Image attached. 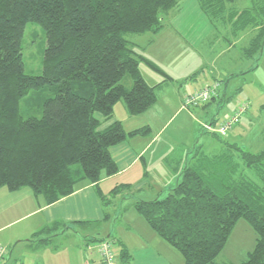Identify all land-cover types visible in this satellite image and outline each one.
<instances>
[{
  "label": "trees",
  "instance_id": "16d2710c",
  "mask_svg": "<svg viewBox=\"0 0 264 264\" xmlns=\"http://www.w3.org/2000/svg\"><path fill=\"white\" fill-rule=\"evenodd\" d=\"M180 1L0 0V188L14 192L28 187L51 205L86 180L96 186L106 207L98 182L118 172L109 148L127 136L144 135L149 128L126 133L115 121L100 130L102 122L112 118L119 102L130 116L155 104L157 86L146 83L140 64L170 80L138 54L126 36L160 32ZM238 1L198 0V4L217 33L221 26L222 33L226 28L237 39L256 30L242 49L252 63L250 72L264 51V0H247L242 9L235 6ZM28 23L38 25L46 36L40 75L24 72L21 39ZM246 72L207 85H221ZM126 78L131 80L129 87L123 82ZM41 91L48 95L40 103V116L23 118L21 100ZM227 99L224 95L220 104ZM202 131L221 142L222 149L192 150L167 194L151 201L134 199L133 209L184 264H233L216 259L238 222L245 221L254 232V247L239 264H264V148L253 154L223 141L227 136ZM130 189L116 186L110 198ZM68 230L73 227L56 223L35 232L29 242L48 245ZM54 231L58 233L51 235ZM116 245L118 264H131L127 249L120 242Z\"/></svg>",
  "mask_w": 264,
  "mask_h": 264
},
{
  "label": "crops",
  "instance_id": "0c3cea01",
  "mask_svg": "<svg viewBox=\"0 0 264 264\" xmlns=\"http://www.w3.org/2000/svg\"><path fill=\"white\" fill-rule=\"evenodd\" d=\"M183 6L190 8L192 12L195 13L192 15L196 16L198 20L206 21L209 28L202 31L197 23H194L193 21L186 22L187 19H184V15H180V13L184 11V8H182ZM168 15L164 19L163 28L160 32L156 34L146 33L138 35L137 38L131 42L135 48L134 50L138 54L154 63L170 78V80L164 81V77L162 78L160 76L148 75L147 79L146 75L141 72L139 68L146 83L151 86H157L156 102L148 110L149 115L147 119H145V123L147 125L146 127H148L152 133L149 134V136H146V138L127 136L123 142L110 147L109 153L118 168V172L110 177L103 176L98 182V187L100 188V185L118 181L120 182V185H115V187L123 185L129 186L131 188L130 190L133 189V191H137V193L144 191V193L148 194V201L164 197L167 194L168 189L173 187L176 183L179 175L178 169L182 168L188 154L197 147L201 148L200 140L198 141L199 143H197L199 145L196 146L194 135L190 136L186 144L181 146L179 145L180 149L178 152H176L175 147L170 150L171 154L167 152L168 150L166 151L167 158H161L164 170L157 172L151 170V166L153 165L151 158L155 159L156 157L152 155L146 156L148 151L152 148V145H154L161 137L160 135L162 134L164 126L171 124L177 117L180 116V113H182L180 108V102L183 98V92L181 90L182 84L195 81L196 77L193 75L197 72H201L203 68L204 71L201 73L205 76H210L209 81H206L209 83L215 80L224 81V79L227 80L228 76L232 73L243 72V70L238 67H236L237 69L230 68V62L226 59V55H229V52H231L236 45L242 44L240 57L247 60L243 56L242 49L247 46L250 40H248L247 43H244L243 40L248 34H251L249 36L252 38L256 32V30H248L247 32H243L237 39L231 37L232 35L231 32H229L230 30L228 31L226 28H224V33L214 34V31H217L202 13L198 0H181L177 7ZM176 15L178 16L175 17ZM171 16L174 19L173 23L168 22ZM210 33L211 36H215L212 45H214L215 41L218 43L220 41L225 42V45L222 46L208 61L204 57L202 51L204 52L206 46L209 45V41H206V39ZM171 44H176L177 46H182L183 48L188 47L190 49L189 51L193 50V53H195L196 56L191 64H185L186 66L181 67L179 74V66L176 65L172 67L177 71L168 67L167 57L169 54L165 51V49ZM164 51L165 56L163 55L161 59H154L156 54ZM164 64L168 69L163 67ZM209 83H206L205 85ZM228 83H230V81L223 82V86L221 87L218 97L211 104L198 107L201 114L200 112L196 113L192 110V115L194 113L193 118L196 120V123L200 128L202 123L220 122V120H216V118L213 117V112L215 107H217L216 113H218L222 97L224 95L227 96ZM205 85H203V87ZM200 88L198 89L200 90ZM198 89H193L190 93L196 92ZM120 109L126 111L125 106L121 103ZM195 114H197L198 117H196ZM230 114L231 112L228 115L226 114L224 118L228 117ZM113 116L116 118L115 112H113ZM205 116L208 117L204 118ZM114 118L109 121H103L100 126V130L105 129L115 121H119ZM224 118H222L221 121H223ZM248 121L251 122L249 125L254 123V120L249 117ZM119 122L121 123V121ZM124 131L129 132L126 130ZM156 133L158 134L155 135ZM223 141L230 144L240 145L246 150L247 145L244 136H235L232 130H229L227 137L224 138ZM205 143L209 146V148H211V150L209 149V151H207L208 153L212 152L214 148H217V150L222 149V143L217 141L215 138H205ZM145 158L147 159L146 162L143 161ZM141 163L148 164H146V168H143V166L140 165ZM145 172L146 174L144 175ZM151 173H153L155 177H151ZM4 189L6 188H0V232L9 224L22 220L26 217H36L34 222L35 224L28 228V236H31L35 232H38L46 227H51L56 223L69 224L71 227L76 226L83 228L86 232L85 239L83 240L79 250H76L74 253V256L71 258H64L65 261H61L62 258L53 257L51 259V264H99L100 257L96 249L97 243L100 242L101 239H109L111 235L108 234L106 238H103L100 235L99 225H102V222L108 221L109 213H107L106 207L103 206V202L101 201L100 195L96 191V186L94 184L84 180L76 185V189L71 195L51 205H46L42 201V198L35 196L31 190H26V188L19 189L18 191L21 194L17 196V201L10 202L11 198L14 197V194H11L13 192H6L8 190ZM110 192L111 191L108 190L107 194H110ZM129 194L132 195V192H129ZM120 198L122 199L121 193H119L115 198H110L109 195L110 205L115 207L116 202L119 201ZM129 204L130 205L120 203V206L124 205L120 209V214L129 210L130 206H132L133 209V203L130 202ZM16 212L18 215L19 213L24 214L21 215L22 217L19 219L6 224L9 222L10 216L12 218L17 216ZM130 218H134L131 222L128 220L126 225L128 227L127 229H130L128 233L130 243H128L125 239L128 245H125L122 242L121 244H123L129 252L131 264H184L182 257L161 238L154 234L137 214L133 217L130 216ZM3 222L6 225H4ZM68 232H70V230L60 235L65 236ZM56 233L58 232L54 231L50 234L54 235ZM22 236V234H19L14 238H21ZM94 237L98 240H94ZM6 242L9 241L0 240V243ZM115 247L116 251H118L117 246ZM56 251L57 250H54V255L57 254ZM8 253L9 252L7 251L2 264H8L10 259ZM246 254H248L247 251L244 254V258H246ZM244 260L245 259H240L239 262ZM229 262L233 264L236 263L230 260Z\"/></svg>",
  "mask_w": 264,
  "mask_h": 264
},
{
  "label": "rangeland",
  "instance_id": "374dc122",
  "mask_svg": "<svg viewBox=\"0 0 264 264\" xmlns=\"http://www.w3.org/2000/svg\"><path fill=\"white\" fill-rule=\"evenodd\" d=\"M248 3L249 2L247 0H240L236 3L235 6L242 9L244 8V6L248 5ZM182 8H184L183 9L184 11H182L180 15L181 16L184 15L185 17L184 19H187L186 22L193 21L194 23H197L202 31L206 30V28H209L207 25L208 23L206 21L198 20L196 16L192 15L195 13H193L190 8L185 6H183ZM178 15H176L175 17H177ZM172 16L169 18L168 21L170 23L174 22ZM220 27L221 26L218 27L219 34L223 32V29ZM214 34H217V32L214 31ZM249 35L251 34H248L247 37L243 40L244 43H247L248 40H250L251 36ZM126 38L128 41L133 42L137 38V36L127 35ZM214 38L215 36L214 35L211 36V33L208 35L206 41H209V45L206 46L204 52L202 51L204 57L208 61L215 53L219 51V49L222 46L225 45V42H221V41L219 43L215 41L214 45H212ZM241 46L242 44L236 45L234 49H232V51L229 52V55H226V59H228V61L230 62V66H231L230 68L237 69L236 67H238L242 69L243 72H246L249 70L252 63L250 60H245L243 59V57H240ZM45 48H46V36L44 31L36 24L33 23L26 24L21 39V52L23 56L25 74L40 75L42 73V62H43V57H44L43 54ZM189 50L190 49L188 47L183 48L182 46L180 47L177 46L176 44H171L167 46L165 51H167L169 54L167 57L168 67H171L172 70H176L175 68L172 67L176 65L179 66L178 69V74H179L181 71V67L186 66L185 64H191L196 57L195 53H193V50L191 51ZM165 51L156 54L154 59H161L163 55L165 56ZM163 67L165 69H168L167 66H165V64ZM139 68L141 72H143L146 75L147 79H148V75L160 76L163 78L162 75L158 74L151 68H148L144 64H140ZM195 77H196L195 81L186 82L182 84L181 90L183 92V98L182 101L180 102L181 103L180 108L182 113H180V116L177 117L171 124H167L166 126H164L162 134L160 135L161 137L154 145H152V148L150 149V151H148L146 155V156L152 155L156 157L155 159L151 158V160L153 161L151 170H153L154 172L164 170L163 161L161 160V158L164 159L167 158L166 153L169 152L171 154L170 150H172L174 147L176 148V152H178L180 146L186 144L187 140H189L190 136L192 135H194L196 146L199 145L197 143H199L198 141L200 140V146L203 148L204 151L207 152L209 151V149L211 150V148H209V146L206 145L205 138L209 137L210 139H212L214 137L202 131L201 128L205 123H202L200 128L196 123V120L193 118L194 113L193 115L191 113L192 110H194L196 113L200 112L201 114V111L200 109H198V107L206 106V104L198 107H191L189 109L182 107L184 99L190 94H192L190 92L193 89H198L200 87L202 88L203 85L209 83L206 82L207 80L209 81V77H210L209 75L205 76L203 75V73H198ZM123 82L127 87L131 85V80L129 78H126ZM222 86L223 83H221L219 87V90L217 92L218 94ZM47 95H48L47 91H41L38 93L30 92L20 102L21 116L23 118H27L30 115H34L37 117L40 116V103L42 99ZM227 97H228L227 101L219 107L218 113H216L217 107H215L214 109L213 117L216 118V120H220L219 123L216 122L217 125L218 126L220 125V123L222 122L221 121L222 118H224L226 114L228 115L230 112L232 114L242 105L247 103L248 106L247 111L240 117L238 124L232 127L230 131L232 130L235 136H242V137L244 136L247 145L246 150L250 151L253 154L259 153L264 148V133H263L264 132V51L260 56L257 68L255 70L250 72L248 71L244 75H241L238 78H233L230 80V83H228V88H227ZM120 103L123 104L122 102H119L116 104V106L113 109L116 118H114V116L112 115L111 119L114 118L121 121L124 130L129 132L147 126L145 123V119H147L149 115L148 110L139 115L130 116L128 113H126L127 111L120 109ZM231 114L228 117L224 118L223 121L229 118ZM195 116L198 117L197 114H195ZM207 117L208 116H205L204 118ZM248 117L254 120L253 124L249 125L251 122L248 121ZM151 133L152 132L149 130V132L144 135H134L132 137L146 138V136H149V134ZM157 134L158 133H156L155 135ZM143 161L146 162L147 159L145 158V160ZM146 164L148 163H141L140 165H142L143 168H146L147 166ZM145 174L146 172L144 173V175ZM151 177H155V175L151 173ZM115 185H120V182L115 181V182H110L108 184L100 185L99 189L101 191V195L102 197L105 198V201L108 203L106 205V210L107 213H109V218L108 221L102 222V225H99V229H100L99 231L101 233L100 235L103 238H106L108 234L111 235L110 238L107 240L114 242L115 245L119 242L128 245L126 240L128 241V243H130L128 239L129 238L128 233L130 229H127L128 227L126 225L128 220L130 222L134 220V218H130V216L133 217L136 215V213L134 209H132V206H130L129 210H127L126 212H122L120 214V209L121 207L124 206V205L120 206V203L130 205L129 203L130 202L133 203L134 199L148 201L149 198L147 197L148 194L144 193V191L140 193H137V191H133V189L129 191H121L120 193L122 194V199L120 198L119 201L116 202L115 207L111 206L109 203V194H107V191L108 190L111 191L115 187ZM25 188L26 190H30L28 187ZM6 192L11 193L10 191H6ZM129 192H132V195L129 194ZM11 194H14L13 195L14 197L11 198L10 202H15L17 201V196H19L21 193H19V191H14ZM23 214L24 213L21 214L19 213L18 215L17 213V216L13 218L10 216L9 222H7L6 224L15 221L16 219H19L20 217H22L21 215ZM35 220L36 217L23 218L22 220H18L16 222L9 224L7 227L3 228L2 231L0 232V240L9 241L6 243H0L1 244L0 246L6 248L9 252L8 254L10 256V259L8 264H51V259L53 257L62 258L61 261H65L64 258H71L72 256H74V253L76 252V250H79L83 240L85 239V235H86L85 230L83 228H79L75 226L73 227V230L68 232L65 236L62 235L54 236L49 241L50 243L48 245L39 244L37 242L30 243L29 241L32 239V235L28 236L29 233L28 228L33 224H35L34 223ZM244 222L245 221H239L237 227L234 229V232L230 236L224 250L216 259L217 263H223V262L225 263V262H229L230 260L232 262H236L237 264H239L240 259H245L244 258L245 252L246 251L249 252L251 251V249H253L254 232L251 229V227L247 223L245 224ZM19 234H22L23 236L21 238H14ZM54 250L58 251V252L56 251L58 255L53 254ZM175 252L177 253V251Z\"/></svg>",
  "mask_w": 264,
  "mask_h": 264
},
{
  "label": "built area",
  "instance_id": "2783aa9c",
  "mask_svg": "<svg viewBox=\"0 0 264 264\" xmlns=\"http://www.w3.org/2000/svg\"><path fill=\"white\" fill-rule=\"evenodd\" d=\"M220 84L218 82L212 85H206L200 90L190 94L184 99L183 108L189 109L191 107H198L205 105L217 96ZM247 103L238 108L229 118L222 121L220 125H214L212 123H205L202 126L206 132L226 137L229 130L238 123L240 117L247 111ZM97 252L100 257L99 264H118V254L115 251V244L110 240H102L97 243L96 246ZM7 249L0 246V264H2L4 257L7 254Z\"/></svg>",
  "mask_w": 264,
  "mask_h": 264
}]
</instances>
